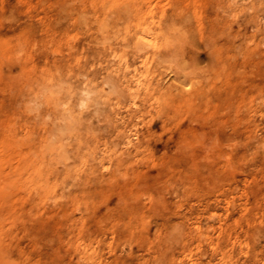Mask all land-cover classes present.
Instances as JSON below:
<instances>
[{
  "label": "rangeland",
  "instance_id": "rangeland-1",
  "mask_svg": "<svg viewBox=\"0 0 264 264\" xmlns=\"http://www.w3.org/2000/svg\"><path fill=\"white\" fill-rule=\"evenodd\" d=\"M0 264H264V0H0Z\"/></svg>",
  "mask_w": 264,
  "mask_h": 264
}]
</instances>
